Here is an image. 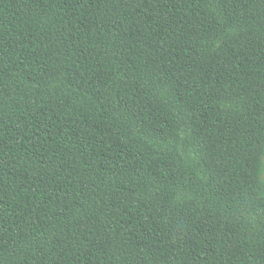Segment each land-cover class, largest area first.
<instances>
[{"label":"trees","instance_id":"obj_1","mask_svg":"<svg viewBox=\"0 0 264 264\" xmlns=\"http://www.w3.org/2000/svg\"><path fill=\"white\" fill-rule=\"evenodd\" d=\"M0 264H264V0H0Z\"/></svg>","mask_w":264,"mask_h":264}]
</instances>
